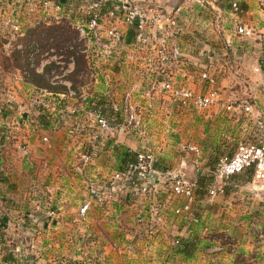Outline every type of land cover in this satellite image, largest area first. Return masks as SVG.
I'll list each match as a JSON object with an SVG mask.
<instances>
[{"label":"crops","instance_id":"0c3cea01","mask_svg":"<svg viewBox=\"0 0 264 264\" xmlns=\"http://www.w3.org/2000/svg\"><path fill=\"white\" fill-rule=\"evenodd\" d=\"M148 1L178 11V43L190 64L189 86L196 94H205L208 85L199 77L210 65L209 75L220 104L179 114L173 105L159 101L151 115H143L145 138L140 141L125 134L109 138L89 172L107 176L125 170L130 156L146 147L156 170L165 174L181 172L202 184L210 180L220 158L232 156L238 143L256 144L264 137L256 127L257 121L264 122V0ZM50 24L33 25L31 18V27L24 28L18 42L25 49L33 44L41 50L46 48L37 37L43 26ZM238 26L248 28L251 36L236 35ZM24 67L23 57L18 52L5 56L0 43V72L9 73L0 76V116L5 118L0 122V210L4 214L0 264H22L15 256L20 249L29 254L33 264H247V259L261 250L252 226L264 230V185L259 191L253 190L259 185L248 172L232 177L222 197L208 199L203 192L197 193L192 206L196 224L175 220L169 213L166 225L151 241V255H144V244L131 239L132 220L142 205L128 196L123 206L106 211L91 205L85 221L74 224L76 212L86 199L81 179L73 173V154L66 149L61 133L52 131L50 123L30 105V109L26 107L29 88H39L20 73ZM30 75L37 76L33 72ZM232 102L248 103L251 112L227 111L221 106ZM19 116L28 120L33 116L37 131L33 132L29 125L6 124L7 119L16 121ZM6 131L10 138L5 136ZM41 137H47L48 143H43ZM187 145L199 151L197 157L184 150ZM68 169L73 174L71 178ZM46 186L52 188L50 196L34 203L33 196L38 200ZM166 195L162 188L156 200L166 201ZM169 202L171 208L181 203ZM47 212L51 216L46 217ZM88 232L92 234L89 241L85 238ZM170 233L181 241L179 247L169 245ZM224 236L237 240L235 254L228 253L225 245L220 254L207 253L215 243L224 244ZM127 246L129 253L115 250Z\"/></svg>","mask_w":264,"mask_h":264},{"label":"built area","instance_id":"2783aa9c","mask_svg":"<svg viewBox=\"0 0 264 264\" xmlns=\"http://www.w3.org/2000/svg\"><path fill=\"white\" fill-rule=\"evenodd\" d=\"M232 8L238 10L235 4ZM33 11L42 15L34 23L36 25L69 22L74 26L76 39L60 50L49 47L43 51L37 44L23 48L18 39L23 36L24 28L31 27ZM177 12L148 0H70L64 6L54 0H0V43L4 55L11 57L18 52L25 63L23 75L33 71L37 76L46 77L51 88L61 87V91L34 88L43 94L32 106L50 123L52 131L66 128L70 134L79 135L73 173L80 177L86 199L72 222L83 223L91 205L106 211L123 206L125 203L122 202L128 196L134 203L142 205V210L132 220L134 233L131 239L144 244V255L152 254L151 241L166 225L169 213L175 220L197 223L192 216L196 193L203 192L208 199L222 197L231 178L249 170H252V181L259 185L253 190L259 191L264 185V137L256 144L238 143L232 156L220 158L210 180L202 184L181 172L165 174L156 170L152 166L151 151L146 147L133 155L125 170L107 173V176L89 172L94 160L107 147L109 138L124 134L140 141L145 138L147 129L143 115H151L159 101L173 105L179 114L204 111L220 104L214 80L209 75L210 65L199 77L208 85L205 94H196L189 86L190 64L178 43ZM128 33L131 40L127 42ZM235 33L240 38L251 36V31L244 26L236 27ZM38 57H43V61L37 64ZM261 86L264 89V80ZM221 106L227 111L251 112L246 102ZM16 121L17 126L29 125L33 126V132L37 131L34 121L21 116ZM256 127L264 133L263 121H257ZM41 141L47 143L46 137H41ZM184 150L196 157L199 154L193 146L187 145ZM162 188L167 193V200L157 201L156 195ZM51 193L50 186L44 187L38 200L34 195L35 203H41V197L45 199ZM174 200L181 203L171 208L169 201ZM45 216L49 217L51 213L47 212ZM169 228L172 231L174 223ZM252 232L262 247L264 230L253 225ZM85 238L91 240L92 234L88 232ZM221 240L224 244L215 243L207 253L220 254L225 251V245L228 253L235 254L237 240L230 236ZM169 245L178 246V239L171 233ZM115 248L126 253L131 251L128 246ZM257 252L248 259V264H264V251ZM15 253L24 257L27 252L20 249ZM22 263L33 264L25 258Z\"/></svg>","mask_w":264,"mask_h":264},{"label":"rangeland","instance_id":"374dc122","mask_svg":"<svg viewBox=\"0 0 264 264\" xmlns=\"http://www.w3.org/2000/svg\"><path fill=\"white\" fill-rule=\"evenodd\" d=\"M41 14L40 13H37V12H34L33 11V24L34 23H36L37 21H38V19H40L41 18ZM51 24L49 25V26H43V31L41 32V35H40V37L38 36L37 38H39L40 39V41L38 40V43L41 45V46H45V45H47V47L46 48H43L42 50L43 51H45L46 49H48L49 47H48V44H52V45H50V47H52V48H55V49H57V50H60V49H63L64 47H66V45L67 44H69L71 41H73V40H75L76 39V31L74 30V26H72V25H70V23L69 22H67V21H58V22H50ZM45 29V30H44ZM20 59V58H19ZM16 60H18V59H16ZM21 60V59H20ZM15 61V60H14ZM19 61V60H18ZM40 61H43V57H38L37 58V64L40 62ZM25 68H23V70H24ZM10 70H12V69H10ZM23 70L21 71L22 73H23ZM10 72V71H9ZM20 72V73H21ZM33 72V71H32ZM32 72H29L28 73V71H26V75H24V77L26 78V79H28V80H33L34 78L32 77V75H30ZM1 74H0V76H3L4 77V75H8L9 73L8 72H5L4 70L2 71V72H0ZM21 73V74H22ZM41 85H42V90H46L47 91V89H44L43 87H45V85H47V86H49L50 87V85L48 84V82L46 81V77H43L42 78V80H41ZM3 86H1L0 85V97H2L3 95H2V93H3ZM53 90H56V89H58V91H61V87H59V86H57V87H54V88H52ZM41 93V94H40ZM42 92H40V91H37V90H34V87H30L29 88V91H27V97H26V107L28 108V109H30L29 108V106L28 105H30V107L32 108V109H34L35 110V107L34 106H32V104H33V102L34 101H36L38 98H39V96H40V98H42ZM9 99V98H8ZM11 107L13 108L14 107V105H11ZM36 111V110H35ZM33 116H29V121H31L32 122V120H33V118H32ZM5 120V118H2L1 116H0V122H3ZM26 120H28V119H26ZM12 123L14 124V126L16 127L17 126V121H15V120H13L12 118L10 119V120H8L7 119V121H6V124L8 125V126H11L12 125ZM2 125H4V126H6L5 124H2ZM7 127V126H6ZM7 133L5 134V136L6 137H9L10 138V133L8 132V131H6ZM54 132H56V131H54ZM57 132H60L61 133V135H62V137H64V142H65V145H66V149L67 150H69V153H72L73 154V158H74V162H75V153L74 152H77V148H75L78 144H79V135L77 134V133H75V134H70V132H69V130L68 129H66V128H64V129H62V130H59V131H57ZM56 132V133H57ZM46 139H47V137H46ZM10 140V139H9ZM47 143H48V140H47ZM50 143V142H49ZM48 145V144H47ZM25 155H27V152L25 151ZM68 173H70V175H68V178H71V177H73V174L70 172V170L68 169ZM68 173H66V174H68ZM189 176V175H188ZM187 176V177H188ZM188 178H190V176L188 177ZM191 179V178H190ZM76 189H77V187H75ZM35 200V198H34V196H33V201ZM34 203H35V201H34ZM33 203V204H34ZM35 205V204H34ZM203 228H204V226H203ZM202 228V229H203ZM261 250H263L264 251V245L261 247ZM258 252H256L255 254H257ZM254 254V255H255ZM254 255H252V256H254ZM251 256V257H252ZM250 258V257H249ZM248 258V259H249ZM248 259H247V264H248Z\"/></svg>","mask_w":264,"mask_h":264},{"label":"trees","instance_id":"16d2710c","mask_svg":"<svg viewBox=\"0 0 264 264\" xmlns=\"http://www.w3.org/2000/svg\"><path fill=\"white\" fill-rule=\"evenodd\" d=\"M56 3H58L59 5H62V6H64V5H67L68 3H69V1L70 0H54ZM40 41V39H37V41ZM131 40V34L130 33H128L127 34V37H126V41L128 42V41H130ZM50 45H52L51 43H50ZM33 84H35V86H37L39 89H40V87L42 88V85H41V80H42V78L43 77H39V76H33ZM44 89H47V90H50V91H58V89H56V90H53L51 87H49V86H47V85H45V87H43ZM124 156H130L129 154H126V153H124L123 154ZM131 158H133V155H132V157L130 156V159ZM128 162V161H127ZM248 173H251L252 174V170H249V171H247ZM237 176V175H236ZM198 193H200V192H198ZM197 194V193H196ZM196 198V197H195ZM3 221H4V216H2V217H0V230H2V229H4V223H3ZM34 229V228H33ZM181 241L180 240H178V246L177 247H179L180 245H181V243H180ZM15 256L17 257V259L22 263V260L25 258V260H28V261H30L29 259H28V256H29V254L27 253L24 257H22V254H17V253H15ZM26 257H27V259H26ZM32 262V261H31ZM23 264V263H22Z\"/></svg>","mask_w":264,"mask_h":264}]
</instances>
